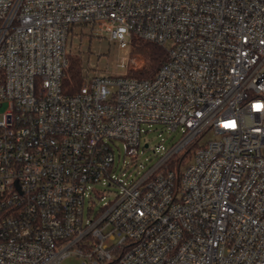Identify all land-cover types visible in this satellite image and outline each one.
I'll list each match as a JSON object with an SVG mask.
<instances>
[{
	"label": "built area",
	"instance_id": "obj_1",
	"mask_svg": "<svg viewBox=\"0 0 264 264\" xmlns=\"http://www.w3.org/2000/svg\"><path fill=\"white\" fill-rule=\"evenodd\" d=\"M77 31L154 42L166 59L150 77L128 74L138 57L111 74L81 62L68 94ZM152 124L179 139L138 177H117L116 141L124 172ZM97 185L118 191L84 217ZM69 254L264 264V0H0V264Z\"/></svg>",
	"mask_w": 264,
	"mask_h": 264
},
{
	"label": "rangeland",
	"instance_id": "obj_2",
	"mask_svg": "<svg viewBox=\"0 0 264 264\" xmlns=\"http://www.w3.org/2000/svg\"><path fill=\"white\" fill-rule=\"evenodd\" d=\"M67 48L71 52L77 54L83 64H88L92 68H97L96 71L99 70L101 74L122 72L123 68L116 67L117 61H120L121 59L124 61H126L128 57H138L143 59L140 54L131 52V44L128 48L119 47L117 43L107 41L105 36L100 38L90 36L88 31H82L78 34H70ZM134 71L140 70H131L128 74H131V72ZM179 137V130L169 131L160 124L147 126V131L141 136V143L143 145L144 142H147L148 146L140 148L139 157L135 162H132L124 172H122V155L124 152L123 142L116 141L118 147L114 146L115 175L124 180L138 177L143 171L154 164L161 155V152L153 151V149H156V147L160 145L162 146V150H166L169 146L175 143ZM209 137H213V134L206 135V138ZM118 154H120V158H118ZM125 159H128V157L126 156ZM96 188L99 189L101 193H98V195L94 196L90 201L88 200V197H86L84 204V217L87 206L91 205L93 206V209L96 210L105 202H108V200L113 199L118 191V187L114 186L102 187L97 185ZM82 260L83 258L81 256L69 254L62 258L59 264H82Z\"/></svg>",
	"mask_w": 264,
	"mask_h": 264
},
{
	"label": "trees",
	"instance_id": "obj_3",
	"mask_svg": "<svg viewBox=\"0 0 264 264\" xmlns=\"http://www.w3.org/2000/svg\"><path fill=\"white\" fill-rule=\"evenodd\" d=\"M131 52L138 53L144 59L143 68L140 71L131 72L129 75L137 77H150L166 59L165 49L157 43L133 38L131 41ZM81 60L78 55H69L68 62L63 71V91L75 93L81 84L80 73Z\"/></svg>",
	"mask_w": 264,
	"mask_h": 264
}]
</instances>
